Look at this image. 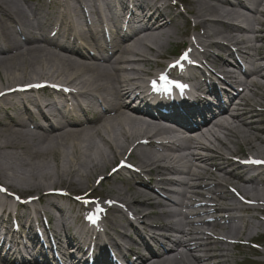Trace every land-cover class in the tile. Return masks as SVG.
Masks as SVG:
<instances>
[{
  "label": "bare ground",
  "instance_id": "1",
  "mask_svg": "<svg viewBox=\"0 0 264 264\" xmlns=\"http://www.w3.org/2000/svg\"><path fill=\"white\" fill-rule=\"evenodd\" d=\"M180 1L193 19L194 28L201 29L192 39L181 42L187 43L190 56L197 45L212 36H222L229 42V46H217L225 53L232 46L237 48V53H229L228 58L216 53L202 54L215 75L225 78L223 86L228 82L237 91L226 94L217 90V84H212L203 71V79L194 89L199 92L204 87L211 99L182 102L186 103L184 109L188 112L185 117L152 115L136 103L139 98L131 86L136 76L142 75L135 65L146 64L149 55L165 58L168 54L165 47L177 37L188 36L189 20L173 12L172 5L162 0H0V92L28 80L26 74L20 77L27 69L37 77L45 76L75 89L73 94L71 90L68 94L56 92L54 97L41 100L31 94L21 98L1 95L0 178L25 185L27 190L23 191L33 190L35 196L55 190L50 184L42 190L44 183L54 184L62 179L89 190L91 186L84 183L83 172L88 178L103 172L113 160L124 158L128 145L143 138L148 144L134 146L131 154L138 158L139 169L155 177L170 176L151 183L137 180L138 187H132L127 179L121 182L122 189L115 194L117 201L137 215L134 217L141 226L159 232L154 233L158 236L153 239L157 247L152 249L149 242L152 238L135 229L139 244L131 243V255L135 259H129L126 264H227L228 255L219 253L227 251V244L216 241L213 230L219 228L237 239L243 228L254 227L251 218L231 215L239 209L235 205L225 209L207 206L192 212L182 208L193 207L196 189L208 190L212 194L210 203H216L229 198L227 188L237 186V182L243 183L240 191L251 193L252 200L264 199V189L260 193L256 189L264 187L263 171L254 170L253 166L243 169L228 161L216 164L213 158L202 154L210 139L217 141L205 130L209 125L217 133L226 131L231 144L240 142L245 146L236 148L240 154H251L256 147L264 146V120L253 118L254 111L263 110L253 111L250 104L258 91L264 103V62L259 63L264 60V10H260L264 8V0ZM86 14L91 16V26L96 28L106 27L108 21L120 22L128 15L130 29L114 32L110 43L101 37L93 38L83 28ZM209 16L216 21L226 19L236 26L227 29L219 22H209ZM51 31L55 36L50 35ZM227 33L233 35H223ZM30 107L34 108L33 112ZM160 119L178 128L169 127ZM187 128L191 131L187 135L191 136L181 130L188 131ZM160 135L175 139L179 145L155 143L153 139ZM8 186L18 190L12 184ZM137 188L154 196L141 191L143 200H129L131 192L139 191ZM162 195L165 198L156 200ZM47 206L62 208L52 200L47 201ZM145 207L152 209L151 213L138 215ZM158 208L159 213L155 211ZM11 215V211L5 213L1 208L0 226L9 227ZM154 217L171 221L149 223ZM21 222H29V216L22 215ZM133 225L136 227L132 222L125 224L122 218H112L106 238L114 241L116 235L131 240L127 231ZM67 227L62 213L59 222L52 225L51 233L57 238L63 257L72 264L74 257L67 252L69 248L64 246L62 237ZM44 244L51 245L47 241ZM73 248L82 257L88 255L89 251L80 250V246ZM137 248L145 253L137 252ZM0 264L58 263L40 258L17 259L7 252L2 254L0 249Z\"/></svg>",
  "mask_w": 264,
  "mask_h": 264
},
{
  "label": "rangeland",
  "instance_id": "2",
  "mask_svg": "<svg viewBox=\"0 0 264 264\" xmlns=\"http://www.w3.org/2000/svg\"><path fill=\"white\" fill-rule=\"evenodd\" d=\"M192 32V31H191ZM182 39V38H181ZM179 40V39H178ZM177 40V41H178ZM172 44L171 45H169L168 47H165V50H172ZM264 55V54H263ZM264 61H261V62H259V63H263ZM23 74H21L20 75V77L21 76H23L24 74H26V75H28L29 76V78H27L28 80H31V79H36V78H46L45 76H35L34 74H32V72L30 71V69H27L26 71H24V72H22ZM24 81H26V80H24ZM234 87H232V88H230L231 90H228V93H226V94H231V93H233V92H235V90H237V88H234ZM258 94H259V91L257 92V96L253 99L255 102H259V104H257V105H259V107L258 106H255V107H258V109H261V107L264 109V103H263V101L258 97ZM37 99L39 98V99H42V98H46V95H41V94H35L34 95ZM248 109H250L251 107H247ZM253 111H254V108L252 109ZM252 111V112H253ZM253 118H254V120H264V111L263 112H256V111H254L253 112ZM263 126H264V123H263ZM264 137V136H263ZM263 147H261V149H262ZM262 150H264V149H262ZM133 161L135 162V163H138V158L137 157H133ZM216 164H219V163H221L222 161H220V160H217V159H215V161H214ZM108 168H109V166H107L106 168H105V170L103 171V172H97V173H94L93 175H92V177L91 178H88L87 177V174L86 173H82V177H83V181H84V183H86V185H89V186H92L91 184H92V182H93V179L98 175V174H105V172H107V170H108ZM128 178H130V179H132L130 176H128V175H125V174H120V175H117V176H115L114 178H112V179H109V180H107V181H105L104 183H102V186L99 188V190H100V194H102V195H106V196H115V194H116V192H118V189H122V185H121V182H123V181H126L125 179H127V177ZM146 177V180L147 181H150L151 182V180L153 181V179L155 178L156 179V177H152V176H149V175H146L145 176ZM0 182H2L3 184H6V185H8V184H12V185H14V186H16V187H18V190L16 189V188H13V189H15V190H17V191H19L20 190V192L21 191H23V190H27V188H26V186L25 185H23V184H21V183H18V182H13V180L11 181V180H6L5 178H4V180L3 179H1L0 178ZM130 183V185L131 186H135V180H134V182H129ZM36 184H40V183H37L36 182ZM48 184H50L51 186L50 187H54V188H67V189H69L71 192H74V193H81V192H83L85 189L84 188H79L78 186H75V185H72V184H69V180L68 179H62L61 181H56L54 184H52V182H49V183H44L43 184V186H42V190L43 189H45V188H47V187H49V186H47ZM83 187V186H82ZM87 187V186H86ZM12 188V187H11ZM36 192H34L33 190H31V191H26V192H21V194H22V196H25V195H29V194H35ZM141 192L140 191H133V192H131V195H130V198H129V200H138V201H141V200H143L145 197H143V195H141L140 194ZM146 208V207H145ZM143 209V208H142ZM159 210V209H158ZM143 211H145V210H143ZM148 212V210L147 211H145V213H147ZM156 212H158V211H156ZM235 214H240V215H248L249 214V217L250 216H253V218L252 217H250V218H252V225H256V226H254L255 228L254 229H252V230H247V232H246V234H245V236H247V235H253V233H255V231H256V229H259V230H262V231H264V226L262 225V224H260V222L258 221V219H257V216H256V214L255 213H253V211H251V212H249V213H235ZM262 219H264V217H261ZM160 218H156V217H154L152 220H151V222H155V223H159L160 222V220H159ZM254 223V224H253ZM258 225V226H257ZM264 245V244H263ZM229 249H230V255L231 256H229V261L227 262V264H256V263H253L252 261L251 262H248V260L247 261H243V258L244 257H249V254H248V250L250 251V249H248V248H238V247H233V249H231V247H229ZM251 259H253V258H251ZM250 259V260H251Z\"/></svg>",
  "mask_w": 264,
  "mask_h": 264
},
{
  "label": "snow or ice",
  "instance_id": "3",
  "mask_svg": "<svg viewBox=\"0 0 264 264\" xmlns=\"http://www.w3.org/2000/svg\"><path fill=\"white\" fill-rule=\"evenodd\" d=\"M187 53H184L183 55H182V57H181V59H186L187 58ZM161 79H163L164 81H165V90H167V84L170 82V81H168V78L167 77H161ZM179 87H185L184 85H178ZM35 87H40V85H35ZM153 88L155 89V90H158L157 88H156V84H155V82H153ZM254 163H264V161H253ZM114 171H115V169H114ZM0 191H6L5 189H3V188H0ZM76 199L77 200H80L81 199V197H76Z\"/></svg>",
  "mask_w": 264,
  "mask_h": 264
}]
</instances>
